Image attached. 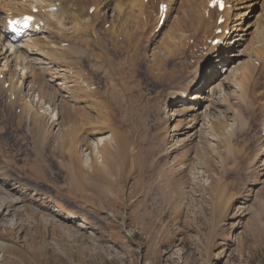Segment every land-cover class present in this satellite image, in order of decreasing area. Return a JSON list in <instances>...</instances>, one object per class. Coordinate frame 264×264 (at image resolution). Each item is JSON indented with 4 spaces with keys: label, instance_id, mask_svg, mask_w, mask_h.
<instances>
[{
    "label": "rangeland",
    "instance_id": "rangeland-1",
    "mask_svg": "<svg viewBox=\"0 0 264 264\" xmlns=\"http://www.w3.org/2000/svg\"><path fill=\"white\" fill-rule=\"evenodd\" d=\"M261 11V4H255L254 9L239 13V18L244 16L243 24L257 23ZM152 33L148 31L146 43L163 37V33ZM244 44L213 71L207 92L196 94L200 119L196 124L187 123L189 117L186 121L178 116L181 106L165 107L163 92L151 93L140 83L131 96L124 94L123 88L117 91L120 97L115 107L125 122V144L119 152L107 148L109 166L101 167L98 173L89 166L90 150H84L83 172L75 174L72 168L55 162L62 154L55 159L41 157L29 138L33 126L27 129L24 123L17 127L16 121L3 118L0 201L11 195L14 204L9 210L0 206V232L6 234L12 226L23 245L28 246L26 237L41 248L32 252L36 261H27L29 264H264V162L255 165L264 149L260 142L264 118L250 119V112L233 100L230 107L245 120H230L228 101L219 102L225 99L223 83L228 80L224 69L240 60L236 53ZM96 74L98 81L106 77ZM166 115H172L173 130L178 123L174 130L178 134L171 144L163 146L155 131ZM181 119L183 123L178 121ZM192 125L194 130L189 134ZM12 128L19 132L13 133ZM181 128L186 132L178 131ZM163 150L172 153L164 157ZM65 160L69 162L67 157ZM74 175L83 187H70ZM94 181L97 190L90 188ZM26 182H32L33 187H23ZM50 219L55 227L48 224ZM40 221L47 223V230ZM12 250L14 254L7 253L11 264H27L19 259L23 252L18 247Z\"/></svg>",
    "mask_w": 264,
    "mask_h": 264
},
{
    "label": "bare ground",
    "instance_id": "bare-ground-1",
    "mask_svg": "<svg viewBox=\"0 0 264 264\" xmlns=\"http://www.w3.org/2000/svg\"><path fill=\"white\" fill-rule=\"evenodd\" d=\"M225 1L228 7L220 12L211 6V0H1L0 123L7 118L16 121L17 127L24 123L27 129L33 126L29 138L36 144L41 157L55 159L56 155L62 154V159H55V162L68 170L72 168L75 174L79 170L83 172L84 150H90L89 166L98 173L101 167L109 166L107 148L110 146L119 152L125 144V122L115 107V100L120 97L117 91L122 92L123 88L127 92L123 93L131 96L132 89L140 83L151 93L163 92L165 107L181 106L177 109L178 116L182 115L186 121L189 117L187 123L196 124L200 120L196 94L207 92L210 75L226 58L234 57L233 51L243 43L245 46L236 53L240 60L230 69H224L228 72V80L223 83L224 91H220L224 92L225 99L219 102L228 101L226 110L230 120L239 118V123L245 120L230 107L233 100H238L250 112V119L264 118V0ZM161 2L168 4V13L165 23L157 30ZM255 4L262 7L260 22L243 24L244 16L239 18V13L254 9ZM34 8L39 9L36 22L43 21L44 24L39 28L32 27L24 36L9 33L6 18L30 13ZM221 16L225 21L218 23ZM249 26L255 28L249 31ZM218 28L230 32L228 35L223 31L216 34L214 31ZM148 31L153 32L152 36L163 33V37L159 42L157 37L146 43L150 37ZM215 37L224 38L223 43L211 45L210 41ZM189 55L195 59L193 63L188 61ZM104 62L107 65L102 66ZM96 72L104 73L106 77L98 81ZM17 109H20L19 113ZM171 116L166 115L155 131L163 146L171 144L178 134L177 130V134L174 133L178 123L174 130L170 126ZM178 121L183 123V119ZM261 124L259 137L264 143V122ZM193 130L194 127L187 133ZM11 131L19 132L16 128ZM178 131L186 132L183 128ZM55 139L57 145L54 146ZM163 152L164 157L172 153ZM259 154L255 165L264 162V149ZM115 160L114 157L113 162ZM74 176L70 187H83ZM33 185L32 182L22 184L26 188ZM90 188L99 189L98 183L94 181ZM10 198L11 195L5 196L0 201L3 210H9L14 204ZM52 220L48 224L55 227ZM46 224H43L45 230ZM20 238L12 226L6 234L0 232V264H11L8 254H14L12 249L15 247L23 252L22 255L19 253V259L27 264V261H36L32 252L41 248L26 237L24 241L28 246L23 245Z\"/></svg>",
    "mask_w": 264,
    "mask_h": 264
}]
</instances>
